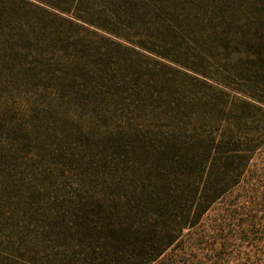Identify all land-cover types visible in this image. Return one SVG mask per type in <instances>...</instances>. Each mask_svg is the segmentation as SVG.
<instances>
[{
    "label": "rangeland",
    "instance_id": "obj_1",
    "mask_svg": "<svg viewBox=\"0 0 264 264\" xmlns=\"http://www.w3.org/2000/svg\"><path fill=\"white\" fill-rule=\"evenodd\" d=\"M222 2L0 0V264H109L144 151L201 137L240 182L150 264H264V102Z\"/></svg>",
    "mask_w": 264,
    "mask_h": 264
},
{
    "label": "trees",
    "instance_id": "obj_2",
    "mask_svg": "<svg viewBox=\"0 0 264 264\" xmlns=\"http://www.w3.org/2000/svg\"><path fill=\"white\" fill-rule=\"evenodd\" d=\"M217 9L242 21L245 34L236 43L244 47L241 51L248 57L251 69L247 70L253 78L247 82L251 89L241 91L264 102L259 99V92H264V0H223ZM218 105L214 101L213 108L218 110ZM223 139L201 137L196 142L164 145L148 154L144 151L146 160L138 166V178L131 181L135 204L130 199L128 224L110 219L104 226L107 246L112 249L109 264L157 260L185 228L199 225L212 206L238 185L247 159L238 155L243 149H223Z\"/></svg>",
    "mask_w": 264,
    "mask_h": 264
}]
</instances>
